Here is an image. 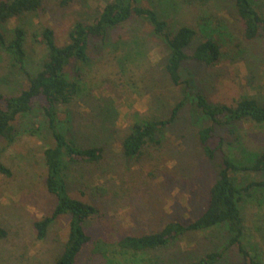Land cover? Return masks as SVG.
<instances>
[{"label":"rangeland","instance_id":"obj_1","mask_svg":"<svg viewBox=\"0 0 264 264\" xmlns=\"http://www.w3.org/2000/svg\"><path fill=\"white\" fill-rule=\"evenodd\" d=\"M61 1L48 0L44 10L21 20L27 32V69L31 72L44 57L45 49L39 42L42 28L53 29L56 43L61 46L76 22H91L109 0H68L64 6ZM254 1L264 16V0ZM143 3L174 29L187 25L199 31L203 16L221 20L222 31L229 35L224 58L209 67L188 63L186 73L212 104L231 106L245 97L264 104V36L244 40L232 0ZM19 22H9L8 30ZM166 54L148 24L133 21L119 27L107 43L93 42L92 66L77 97L59 109V120L67 121L64 128L59 124V129L67 127L65 132L76 136L83 145L105 149L100 164L74 165L69 173L71 195L100 210L99 217L86 227L95 243L146 234L172 220L188 223L205 204L213 174L193 146L198 117L191 116L192 105L165 130L160 145L146 149L137 159H127L121 153V142L134 122L165 116L179 98V88L173 87L161 71ZM8 66L4 55H0V93L13 94L26 86V80L20 73H9L13 69ZM36 103L32 118L44 125L42 132L49 134L39 108L43 101ZM219 135L226 140L239 139L240 144H235L231 154L240 158L264 145V124L243 121L237 124L235 135L225 131ZM41 137L25 134L10 147L0 142L1 160L13 173L10 178L0 175V225L9 231L8 238L0 241V264H53L68 235L69 219L64 217L52 225L46 240L35 237L33 222L48 215L55 202L44 187L45 143ZM47 143L53 144L52 139ZM225 151L229 149L225 147ZM237 179L259 180L249 173L239 174ZM263 195L264 192H253L245 206L243 242L250 255L264 264ZM228 239L223 228L191 233L168 248L139 257L146 259V264H185L207 252L225 250L218 264H245L235 247L227 248ZM95 248L92 243L88 245L79 264H105Z\"/></svg>","mask_w":264,"mask_h":264},{"label":"trees","instance_id":"obj_2","mask_svg":"<svg viewBox=\"0 0 264 264\" xmlns=\"http://www.w3.org/2000/svg\"><path fill=\"white\" fill-rule=\"evenodd\" d=\"M47 1L0 0V55H4L8 67L13 69L9 68V73H20L26 80V86L18 92L0 93V142L10 147L22 135H42L45 143L42 153L43 182L55 202L48 215L33 222L36 239L46 240L57 220L69 219L66 241L53 264H79L82 252L91 243L96 245V253L102 256L105 264H146V259L139 256L168 248L191 233L219 228L229 234L227 248L235 247L245 264H263L250 255L243 237L248 199L255 191L264 192V145L237 158L231 152L236 148L235 144H240L239 139L226 140L219 133L225 131L235 135L237 124L243 121L263 125L264 104L249 97L231 106L212 104L194 86L195 81L185 68L191 62L214 66L224 58L229 35L222 31L221 20H208L203 16L204 24L199 26V31L187 25L174 29L143 0H109L91 22H76L69 31L67 42L61 46L56 43L53 29L42 28L39 42L45 49L44 57L38 68L31 72L27 69V32L20 23L25 17L44 10ZM232 1L235 16L242 25L244 40L253 41L264 36V16L255 1ZM67 3L68 0H63L60 5ZM12 20L20 22L8 30L7 25ZM133 21L148 24L152 35L162 42L167 54L161 60V71L173 87L179 88L180 94L165 116L162 114L134 122L121 142V153L127 159H137L146 149L160 145L165 130L180 119L184 109L192 105L191 116L198 117L193 146L202 157L204 166H208L213 174V182L207 190L202 210L192 221L172 220L146 234L125 235L111 243L100 239L95 243L86 227L88 222L99 217L100 210L95 204L71 195L69 173L74 165L100 164L105 158V149L98 145H83L76 136L65 132L67 127L59 129V124L64 128L67 123L66 120H59V109L70 105L77 97L92 66L93 42L107 43L113 31ZM40 100L43 104L39 108L49 134L42 132L40 128L44 125L35 123L32 118L36 102ZM48 138L53 144L47 143ZM225 147L231 150L230 154ZM247 173L259 180L248 182L237 179V175ZM0 175L8 178L13 175L2 162L1 155ZM8 236V229L0 225V241ZM224 254L225 250L210 251L185 264H218Z\"/></svg>","mask_w":264,"mask_h":264}]
</instances>
